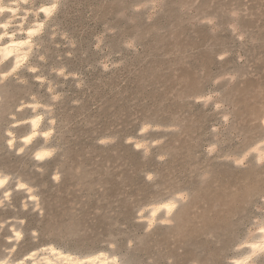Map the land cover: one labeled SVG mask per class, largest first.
<instances>
[{
  "label": "rangeland",
  "instance_id": "obj_1",
  "mask_svg": "<svg viewBox=\"0 0 264 264\" xmlns=\"http://www.w3.org/2000/svg\"><path fill=\"white\" fill-rule=\"evenodd\" d=\"M28 63L0 81V259L47 245L124 264L246 253L264 222V0H57ZM33 100L51 135L19 151ZM171 198L168 221L147 225Z\"/></svg>",
  "mask_w": 264,
  "mask_h": 264
},
{
  "label": "bare ground",
  "instance_id": "obj_2",
  "mask_svg": "<svg viewBox=\"0 0 264 264\" xmlns=\"http://www.w3.org/2000/svg\"><path fill=\"white\" fill-rule=\"evenodd\" d=\"M28 3L29 0H0V37H2L0 39V66L5 62H9L10 64L4 72L0 73V81L16 73L22 67L29 66L28 61L35 46V38L41 33L46 21L54 13L57 6V0H51L49 3L41 4L36 9H32L31 6L27 7L26 5ZM53 5H55L54 8L52 7ZM41 8L46 9V11L41 12ZM30 14H32L33 19L31 18L26 24ZM30 104L34 114L28 119V131L20 137V147L17 149L19 151L29 146L38 136L42 137L44 141L48 140L52 131L51 124L48 128L41 132L39 131L44 116L43 113H38L40 107L39 102L33 100ZM41 110L43 111V108ZM26 137H30L28 142H25ZM10 141L11 144L9 143ZM6 142L9 147L14 145L15 137L10 130H7ZM254 150L256 151V158L262 160L264 158L263 148L260 145H256ZM51 153V149L43 147L37 149L33 155L35 159L37 155L42 156V159H37V161H42L49 157ZM0 180L5 181L3 186L0 187L1 190L7 184L8 176L0 174ZM16 186L24 187L25 184L18 181ZM27 191L28 197L34 199L33 191L29 187ZM8 193L7 190L3 191V196L7 197ZM175 207L176 198L151 205L148 208L147 225H152L160 213H162L163 220L168 221ZM262 228H264V222L258 224L241 243V245L246 246L247 251L245 254L233 258L232 264H251L255 256L264 253L261 251V248L264 247V232L260 231ZM253 234L257 236L256 239H251ZM20 237V229L12 227L10 239L17 242ZM26 261L29 264H124L119 262V258L116 255L109 254L105 251H97L87 255H75L64 252L53 245H47L33 250L21 260L11 261L9 257L1 258L0 264H24Z\"/></svg>",
  "mask_w": 264,
  "mask_h": 264
},
{
  "label": "snow or ice",
  "instance_id": "obj_3",
  "mask_svg": "<svg viewBox=\"0 0 264 264\" xmlns=\"http://www.w3.org/2000/svg\"><path fill=\"white\" fill-rule=\"evenodd\" d=\"M52 7L54 8L55 5H53ZM45 11H46V9L41 8V12H45ZM29 35H31V33H29ZM0 39H2V37H0ZM29 140H30V137H26L25 142H28ZM9 143L11 144V141ZM21 151H23V149H21ZM36 159L40 160V159H42V156L37 155ZM149 179H150V177H149ZM4 183H5V181L0 180V187H2ZM260 231L264 232V228L260 229ZM261 251L264 252V247L261 248Z\"/></svg>",
  "mask_w": 264,
  "mask_h": 264
}]
</instances>
